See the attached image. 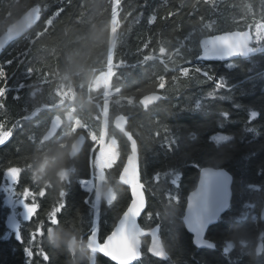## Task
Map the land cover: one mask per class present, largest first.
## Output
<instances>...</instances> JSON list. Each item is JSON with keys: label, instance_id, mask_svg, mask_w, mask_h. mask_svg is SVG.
I'll return each instance as SVG.
<instances>
[{"label": "trees", "instance_id": "1", "mask_svg": "<svg viewBox=\"0 0 264 264\" xmlns=\"http://www.w3.org/2000/svg\"><path fill=\"white\" fill-rule=\"evenodd\" d=\"M116 1L0 0V37L19 22L25 24L0 54L6 74L0 78V87L6 89L0 97V122H18V135L0 147V183L4 170L16 166L22 172L14 192L45 189V196L36 198V214L21 221L23 244L4 224L11 207L0 193V264H26L23 248L30 234L41 221L46 231L48 213L60 203H66L61 223L76 222L85 237L93 222L100 242L111 232L131 199L129 187L120 181L131 145L112 125L119 114L130 116L125 128L136 142L141 182L147 189L139 224L144 229L159 226L168 252L163 259L153 256L147 251L150 236H145L142 255L133 264H264V221L259 219L264 206V49L223 64L200 59L204 39L226 31L250 30L251 48H264V0ZM259 28L263 32L258 33ZM198 67L208 70L213 80L197 72ZM107 69V82L95 89L96 77ZM220 77L225 87L216 90ZM104 86L117 94L105 99ZM209 91L215 96L208 97ZM151 92L163 98L144 110V96ZM198 100L201 109L195 107ZM105 103V133L116 143V158L101 174V190L117 198L109 205L102 196L94 221L95 192L89 195L79 182L93 172ZM251 110L258 116L249 121ZM56 115L63 119L58 134L42 142ZM248 127L257 132H247ZM80 133L86 136L85 145L71 158V143ZM215 134L231 139L217 144ZM165 137L178 141L173 151L164 144ZM204 166L223 167L233 176L230 207L206 234L214 249L193 246L182 222L187 194ZM34 174L42 178L38 183L31 179ZM176 174L180 180L173 185ZM65 175L69 182L62 181ZM62 185L64 198L59 195ZM169 196L179 197L171 201L174 216L165 214L171 211ZM42 238L36 234L37 242ZM228 244L232 248L225 253ZM42 247L52 264H66V253ZM94 256L96 264H115L101 254ZM37 262L45 264L34 255L32 264Z\"/></svg>", "mask_w": 264, "mask_h": 264}, {"label": "snow or ice", "instance_id": "2", "mask_svg": "<svg viewBox=\"0 0 264 264\" xmlns=\"http://www.w3.org/2000/svg\"><path fill=\"white\" fill-rule=\"evenodd\" d=\"M264 48H251L244 43L240 47L228 48L219 45L207 46L204 50L203 58H219L224 59L226 57L233 56H247L251 53H256L257 51ZM6 63L11 64L12 61H6ZM197 72L202 73L208 81L213 80V75L209 73L208 70L197 68ZM5 71L2 66H0V78L5 77ZM23 87V85H21ZM225 87V80L223 77L216 80L215 89L219 90ZM6 89L0 87V97L5 95ZM208 97H214L215 91H209L207 93ZM220 99H229L230 97L221 96ZM3 105L0 104V107ZM196 109H201L203 105L198 100L196 102ZM239 108L240 105H235ZM222 115L227 118L229 113L224 111ZM258 112L251 110L249 112V121L256 118ZM167 132V129H165ZM247 132L255 133L257 132L256 127L246 128ZM12 135V129L9 128L5 130V125L0 123V144H3ZM231 139L228 135L217 134L212 137L217 144L224 141H229ZM178 143L177 140H168L165 137L164 144L167 145L170 151H173L172 145ZM96 170L102 169L103 167H111L112 162H108L107 165L97 161L95 165H92ZM198 166V165H197ZM22 169L16 166H9L6 169L5 176L13 184L18 182ZM95 176V171H94ZM156 178H159V173H157ZM96 179V178H95ZM180 180L179 174L175 175L171 183L177 185ZM63 182H69V178L65 175L62 177ZM120 181L127 185L131 190V202L128 204L125 211H123L122 217L119 219V223L116 225L114 230L106 236L103 243H98L97 234L98 228L96 223L93 222V226L90 229V234L87 235L89 241V247L92 249L93 253L99 252L104 256L115 261L116 264H131L132 261L137 260L141 255L140 237L145 234V229L141 228L137 224V217L140 216L141 211L145 208V184L141 182V173L139 166L138 153L130 156L125 167L122 169L120 174ZM231 182V177L227 172L219 168L213 167H202L200 168V179L197 188L189 195L187 203V211L184 214L183 220L187 225V228L194 234L193 243L197 247L208 246L214 247L208 240L205 239V230L210 223L216 221L221 212L228 208L229 206V185ZM81 184L87 187L88 192L95 190V202L93 207H95L101 197L107 198V203L111 205L114 200H116L117 195L114 192L102 193L96 182L93 181H81ZM9 193L8 203L15 208L17 205L22 206V211L16 213L15 211L8 216V225L14 230L15 240L19 243H24V237L21 232V223L17 219V216H22L24 221H29L36 214L38 205L36 203L37 196H45V189L40 188L39 192H33L29 187H25L21 193H16L11 186L4 189ZM61 198L66 197L67 191L62 185L61 191L59 193ZM15 197V198H13ZM22 197V198H21ZM31 197L32 202L27 203V198ZM169 204H167L168 209L171 211L166 212V215L174 216L176 214V209L171 203V201H178V196H169ZM89 201L85 198L84 203L87 204ZM66 206V203H60L59 206H53L51 212L48 213V221L50 225H59L61 223L59 216L62 209ZM151 217V213L149 214ZM157 215H160L157 213ZM159 226L156 229H151L150 234L152 237L151 245L148 247L147 251L156 257H167L168 252L165 250L164 244L158 238ZM39 233L42 237L45 233L44 222L41 221L40 224L36 225L34 231L30 234V239L27 241V246L23 248L26 257L28 258L26 264H32V259L34 255H39L42 257L45 264H52L50 255L42 247V243L36 241V234ZM33 248L37 249L34 253ZM232 248V244H228L224 249L227 253ZM257 252L260 251L259 248L256 249ZM92 264H96L95 256L91 257ZM38 264V262H37Z\"/></svg>", "mask_w": 264, "mask_h": 264}, {"label": "water", "instance_id": "3", "mask_svg": "<svg viewBox=\"0 0 264 264\" xmlns=\"http://www.w3.org/2000/svg\"><path fill=\"white\" fill-rule=\"evenodd\" d=\"M24 25L25 24H23L22 22H19L17 25L11 27L3 36L0 37V54L8 46V44L12 41V39L18 34V32L21 31V30H23ZM24 30H27V28L24 29ZM252 42H253V34H252V32L250 30H247V31H238V30H235V31H226V32L217 33V34L208 36V37H206L204 39V44H205L206 47L215 44V45L224 46V47H228V48H235V47L242 46L244 43H246L248 47H251ZM202 54L200 56V59L202 61H206V62H219L220 64H223V63L228 62V61H233V60L237 59L238 57H240V56H233V57H226L224 59H219V58H214V57L203 58V55ZM162 98H163L162 95L160 93H158V92H151V93L146 94L144 96L143 109L145 110L150 103H152L154 101H159ZM129 117H130L129 115L119 114V115H117V116H115L113 118L112 125H113V127L116 130H118L119 132H121L126 137V139L128 140V142L131 145V155L130 156H133V155H135L138 152H137V146H136V142H135L134 138L132 137V135L130 134V132H128L126 130V128H125L126 127V124L128 122ZM62 123H63V119L60 116H58V115L54 116L50 120V123L48 125V128L44 132V134H43V136L41 138V141L42 142H47L50 139H52L53 137H55L58 134V131L60 130V128L62 126ZM85 142H86V136L83 133H80L73 140V142L71 143L70 150H69V156L72 158V157L78 155L80 153L81 149L83 148V146L85 145ZM204 167H213V166H204ZM213 168L222 169L225 172H227L229 174V176L231 177V182H230V185H229V206H228V208H229L230 207V204H231L232 194H233V192H232L233 176H232V174L228 170H226L223 167H213ZM199 179H200V169H199V174H198V179H197V182H196V186L187 194V197H186V205H185V208H184L183 217H184V214L187 211L188 197L197 188V186L199 184ZM130 193H131V190H130ZM130 202H131V199H130ZM145 208H146V203H145ZM145 208L141 211L140 216L137 217V224L139 226H140L139 219L142 216L143 212L145 211ZM228 208H226L225 210H223L221 212L219 218L228 210ZM122 214L119 217V219L122 217ZM183 217H182L183 225L185 227V230L192 236V244H193V246H195L196 248H199V249H214L216 247L215 242H213V241H211V240H209V239L206 238V234H207L208 229L212 225H214V224H216L218 222L219 218L216 221H213L212 223H210L208 225V227L206 228V230H205V239L208 240L212 245H214V247H208V246L197 247L193 243L194 234L187 228V225L184 223ZM119 219L116 221V223H115L113 229L111 230V232L114 230V228L116 227V225L119 223ZM259 219L261 221H264V206H262V208L259 211ZM5 225H6V227L8 229H10V230H12L14 232V230L9 227L8 220H6ZM156 228H157V226L154 227V228H152V229H156ZM150 230L151 229H145V234H143L140 237V246H141L142 238L145 237V236H150L149 246L151 245L152 237H151V234H150ZM158 231H159V228H158ZM157 235H158V232H157ZM158 238H159V235H158ZM97 241H98V243H103V241L102 242L99 241L98 234H97ZM96 253L103 255L102 253H99V252H96ZM104 257H106V256H104ZM106 258H108V257H106ZM139 258L137 260H139ZM157 258L163 259L161 257H157ZM108 259L111 260L110 258H108ZM137 260L132 261L131 264H133ZM112 262L116 264L115 261H112Z\"/></svg>", "mask_w": 264, "mask_h": 264}, {"label": "clouds", "instance_id": "4", "mask_svg": "<svg viewBox=\"0 0 264 264\" xmlns=\"http://www.w3.org/2000/svg\"><path fill=\"white\" fill-rule=\"evenodd\" d=\"M31 179L38 183L42 178L34 174ZM41 243L59 253H66V264H92L94 253L89 241L74 221L47 226Z\"/></svg>", "mask_w": 264, "mask_h": 264}, {"label": "rangeland", "instance_id": "5", "mask_svg": "<svg viewBox=\"0 0 264 264\" xmlns=\"http://www.w3.org/2000/svg\"><path fill=\"white\" fill-rule=\"evenodd\" d=\"M114 5H117V1L116 0H115ZM257 32L261 33V32H263V30L261 28H259L257 30ZM203 53H204V51H203ZM109 74H110L109 69H107V70L103 71L102 73H100L96 77L93 87L95 89H97L98 87H102V85H104L107 82V80L109 78ZM108 88H106V86H104V88H103L104 91L101 94L105 99L111 98L112 96H114V94L115 95L117 94L116 91H111ZM107 116H108L107 115V104L105 103L104 108L101 109V124H102V126H101L102 127L101 128L102 132L101 133H102V135H100L99 139L97 140V143H96V146H95V150H94V153H93V156H92V165H95L97 161H100L101 163L107 165L108 162H112L113 163L115 158H116V149H115L116 143H115L114 139L107 138L106 137V133H105V127H106V124H107ZM215 135H217V134H215ZM106 167L107 166H105V167H103L102 169H99V170H96V168H93V172L95 171V174L98 175V178L95 179V182H96V185L99 187L101 192H102L101 183H102V180H103L101 178V174L103 173V170ZM64 174H65V172L63 173V175ZM9 186H11L12 189H13L14 184L9 179H7V177L5 176L4 188H3V192L1 193L3 201H8L9 193L6 192L4 189L6 187H9ZM93 192H95L94 189H93L92 193ZM107 192H110V191L109 190H104L103 191V193H107ZM13 198H15V197H13ZM92 208H93L92 209L93 210V220L95 221L97 219L98 204L95 207H92ZM13 209L15 210L16 213H19V212H21L23 210L21 205H17ZM17 218L20 221H23L22 216H17Z\"/></svg>", "mask_w": 264, "mask_h": 264}, {"label": "flooded vegetation", "instance_id": "6", "mask_svg": "<svg viewBox=\"0 0 264 264\" xmlns=\"http://www.w3.org/2000/svg\"><path fill=\"white\" fill-rule=\"evenodd\" d=\"M17 120V119H16ZM0 123H3L5 125V130L11 128L12 129V135L3 143L0 144V147H3L6 145V143L8 141H10L13 137H15L16 135H18V122H12V121H8V122H3L1 121ZM50 123V122H49ZM49 125V124H48ZM48 128V127H47ZM5 170H4V174H2V179H1V183H0V193L3 192V188H4V179H5ZM62 173H64V171H62ZM197 182V181H196ZM6 204H8L11 209L9 211V213L6 214V216L4 217V224L8 218L9 215H11L15 210L13 209L12 205H10L7 201H5ZM21 222V221H20ZM6 226V225H5ZM8 229V228H7ZM9 233L12 235H14V232L12 230L9 229Z\"/></svg>", "mask_w": 264, "mask_h": 264}, {"label": "built area", "instance_id": "7", "mask_svg": "<svg viewBox=\"0 0 264 264\" xmlns=\"http://www.w3.org/2000/svg\"><path fill=\"white\" fill-rule=\"evenodd\" d=\"M106 88H108L107 86H106ZM109 89V88H108ZM104 91V90H103ZM103 93V92H102ZM115 95V94H114ZM109 99V98H108ZM95 178H98V175L97 174H95V176H94V172H92V174H91V176L89 177V178H83V179H81L80 180V186H81V188L82 189H86L87 190V187L86 186H84V185H82L81 184V181H93V182H95ZM89 193V195H91L92 194V192H88ZM93 207V206H92Z\"/></svg>", "mask_w": 264, "mask_h": 264}, {"label": "bare ground", "instance_id": "8", "mask_svg": "<svg viewBox=\"0 0 264 264\" xmlns=\"http://www.w3.org/2000/svg\"><path fill=\"white\" fill-rule=\"evenodd\" d=\"M92 164V163H91ZM91 175V174H90ZM89 178V177H88ZM80 183V182H79ZM93 205V204H92ZM93 209V208H92ZM96 210V209H95ZM93 211V210H92ZM95 215V214H94Z\"/></svg>", "mask_w": 264, "mask_h": 264}]
</instances>
